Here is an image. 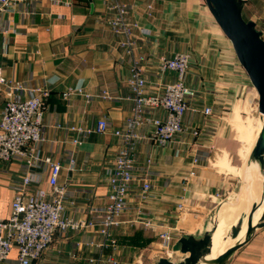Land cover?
I'll use <instances>...</instances> for the list:
<instances>
[{
  "label": "crops",
  "instance_id": "1",
  "mask_svg": "<svg viewBox=\"0 0 264 264\" xmlns=\"http://www.w3.org/2000/svg\"><path fill=\"white\" fill-rule=\"evenodd\" d=\"M124 1L132 32L141 43L135 54L188 51L189 81L204 88V104L212 105L213 116L199 112L191 118L192 125L202 130L196 143L185 135L164 145L148 140L137 144L134 167L148 174L152 189L142 204L143 214L124 212L111 230L116 247H105L97 256L114 257L113 263L103 264H144L149 247H171L168 254L178 262L185 256L178 250L180 237L201 236L213 227L215 213L224 204L233 206L239 199L237 221L264 192V156L259 163L251 155L264 115L234 51L219 45L203 19V0ZM240 1L243 19L252 21L264 40V0ZM109 14L106 0H27L0 17V112L14 94L25 97L29 88L49 87L43 139L34 152L61 164L57 183L67 193L64 215L81 221H93L104 210L107 174L121 146L113 131L121 128L134 104L125 81L133 55L121 45L123 37L108 26ZM140 28L148 34H140ZM147 64L143 61L141 70L151 83L169 79L170 73L159 79L155 62ZM14 83L24 90H10ZM68 88L82 92L65 100L62 92ZM102 91L110 98L101 97ZM85 93L91 96L86 99ZM249 112L257 123L241 122ZM103 117L108 128L96 132V121ZM74 125L82 130L71 129ZM23 173L40 177L42 187H47L45 164L31 168L23 160L0 162V218L9 216L14 186ZM163 231L169 232L166 243L160 237ZM92 240H102L96 227L55 233L49 247L30 264H91L89 258L96 256L88 246ZM0 264H18L17 250L12 249ZM224 264H264V226L255 228Z\"/></svg>",
  "mask_w": 264,
  "mask_h": 264
},
{
  "label": "built area",
  "instance_id": "2",
  "mask_svg": "<svg viewBox=\"0 0 264 264\" xmlns=\"http://www.w3.org/2000/svg\"><path fill=\"white\" fill-rule=\"evenodd\" d=\"M24 1L27 0H0V17ZM106 5L110 11L108 26L112 32L123 37L121 45L126 53L133 55L125 81L134 103L131 114L121 128L113 131L120 137L121 146L107 174V203L101 216L93 221L75 220L64 215L67 193L65 186L57 183L61 164L50 157L40 158L34 152L35 144L43 139V113L49 87L29 88L25 97L14 94L6 100L0 112V162L23 160L31 168L45 164L48 166V175L45 188L41 185L40 177L29 173H23L15 184L10 214L7 218H0V262L7 260L12 249H16L18 264H30L49 247L55 233L64 234L69 230L96 227L102 240L88 243L91 251L96 253V256L89 258V262L113 263L114 257L111 254L104 257L97 254L105 247H116L117 241L111 230L120 223L124 212L134 210L142 215V204L152 189L148 174L135 170L137 144L148 140L164 145L173 143L177 136L185 135H190L194 139L192 143H196L202 130L192 125L191 118L199 112L204 117L213 116L212 105L204 104V88L195 87L189 81V52L181 50L172 55L158 52L151 57L135 54L141 43L132 32L133 24L128 20V3L124 0H106ZM151 9L152 5L148 3L149 14ZM139 33L145 35L148 30L140 28ZM143 61L145 64L155 62L159 79L163 74L170 73L169 79L151 83L141 70ZM9 87L15 92L24 90L19 83L10 84ZM76 92L82 90L68 88L62 92V98L69 99ZM84 95L86 99L91 96L90 93ZM100 96L110 98L106 91H102ZM107 128V118L103 117L96 121L94 130L103 133ZM71 129L82 130L77 125ZM74 142L80 144L81 140L75 138ZM131 200L135 201L134 204ZM145 224L150 225V220ZM160 237L166 243L169 232L163 231Z\"/></svg>",
  "mask_w": 264,
  "mask_h": 264
},
{
  "label": "water",
  "instance_id": "3",
  "mask_svg": "<svg viewBox=\"0 0 264 264\" xmlns=\"http://www.w3.org/2000/svg\"><path fill=\"white\" fill-rule=\"evenodd\" d=\"M205 2L220 29L231 42L240 65L256 89L258 93V111L264 115V40L254 28V23L243 19L240 0H205ZM251 155L259 163L263 161L264 122ZM256 206L257 203L253 204L246 215L247 227L243 239L234 242L216 257L207 258L212 248L214 225L211 230L205 231L199 237L187 234L178 239V250L180 253L185 254L180 261L174 262L167 257H160L156 264H224L229 255L248 239L255 228L264 226V211L257 222L253 224L252 216ZM244 216L241 215L236 223L230 227L228 237L231 239L238 236Z\"/></svg>",
  "mask_w": 264,
  "mask_h": 264
},
{
  "label": "bare ground",
  "instance_id": "4",
  "mask_svg": "<svg viewBox=\"0 0 264 264\" xmlns=\"http://www.w3.org/2000/svg\"><path fill=\"white\" fill-rule=\"evenodd\" d=\"M259 198L257 200V206L252 216L253 224L257 222L261 213L264 211V192L259 194ZM236 206V207H235ZM237 206H240V200L234 203L233 206L230 204H224L217 212V216L215 218V228L213 230L212 235V248L210 254L207 258H214L220 253H222L227 247L231 246L234 242L243 239L247 227V218L246 215L243 218V222L241 225V230L238 236L234 239L226 236L228 233V229L230 227V223L236 222V216L238 211L236 212ZM250 209V208H249ZM248 209V211H249ZM247 211V213H248Z\"/></svg>",
  "mask_w": 264,
  "mask_h": 264
},
{
  "label": "rangeland",
  "instance_id": "5",
  "mask_svg": "<svg viewBox=\"0 0 264 264\" xmlns=\"http://www.w3.org/2000/svg\"><path fill=\"white\" fill-rule=\"evenodd\" d=\"M203 1H204V8H203L202 15H203V19H207V23L210 26L209 29H212L214 31L213 33L217 36L216 37L217 40H219V45H225L226 44L227 47L231 51H234L231 42L229 41V39L225 36V34L220 29L219 25L217 24L216 20L214 19L213 15H212V13L210 12L209 8L207 7L205 0H203ZM251 113H253V112L246 113L241 118V122L244 123V122H247L248 120L251 119L253 122L257 123V119H254L253 115ZM254 116H256V115H254ZM258 135H259V133H258ZM258 135L256 137V140L258 138ZM237 137L239 138L238 135H237ZM256 140H255V143H256ZM248 142H249V139H248ZM255 143H254V145H255ZM250 209H249V211H250ZM249 211H248V213H249ZM248 213H246L245 215H247ZM216 216L217 215L215 213L214 220H215ZM214 225H215V221L213 222V226ZM212 228L213 227H211L210 230ZM229 231H230V228L228 229V235L226 234V236H229ZM171 250H172L171 247H169V248L164 247L163 249L162 248H156V247H149L147 250L144 251L143 263L144 264H156V262L158 261V259L160 257H167V255H171V254H168V252H170ZM167 258L170 260H173V259H176V256L174 254H172L170 257H167ZM136 264H139V263H136Z\"/></svg>",
  "mask_w": 264,
  "mask_h": 264
}]
</instances>
